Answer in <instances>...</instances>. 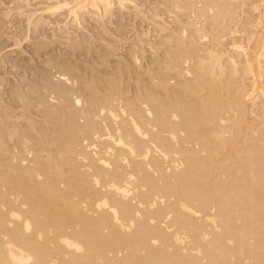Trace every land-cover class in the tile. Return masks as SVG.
<instances>
[{
  "label": "bare ground",
  "instance_id": "1",
  "mask_svg": "<svg viewBox=\"0 0 264 264\" xmlns=\"http://www.w3.org/2000/svg\"><path fill=\"white\" fill-rule=\"evenodd\" d=\"M238 1L164 0L185 19L145 69L144 45L115 62L112 41L83 54L71 37L113 0L61 4L73 55L35 43L0 93V264H264V32L224 48Z\"/></svg>",
  "mask_w": 264,
  "mask_h": 264
},
{
  "label": "rangeland",
  "instance_id": "2",
  "mask_svg": "<svg viewBox=\"0 0 264 264\" xmlns=\"http://www.w3.org/2000/svg\"><path fill=\"white\" fill-rule=\"evenodd\" d=\"M64 1L65 0H60V1L59 0H0V26L2 27L1 29L4 34L1 37L2 41L0 43L1 44L0 45V90H1L0 93L4 92L3 95L5 94L4 95L5 98L9 95L8 93L11 91V87L17 83V78L24 72L23 70L26 67H32L34 65V62L32 61L31 52L33 50L35 43L39 41H43V40L44 41L53 40L54 49L67 52L68 54L66 55H68V57L70 55H73L71 52V49L68 48V44H69L67 43L68 38H64L63 40V37L60 35V32L58 30H55L56 26L61 27L65 23L67 24L68 27H70L68 25L70 24L69 23L70 20L65 13L66 8H63L61 4L66 5V3L68 2L70 3L72 0L65 1V4H64ZM120 1L123 2V5H124L121 8L120 6L122 5V3ZM120 1L113 0V3H116V4H114L113 9H111L112 11L111 16L107 15L106 16L107 18L104 16L103 17L105 18L103 19L104 21L101 18H98V19H101L100 20L101 22L97 20L96 18L94 19L89 18L87 20V18L89 17L88 16L89 14L88 15L85 14L88 17L83 15L84 17H86V20H83L85 19L83 18L81 21V26L83 28L82 27L80 28L82 30L80 28L79 30L76 27L72 28V32H74L72 35H75L76 33V35L78 36L71 35V37H76V40H78V42H81L80 46L81 44H83L80 47V53L85 54L84 49L82 47L91 48L92 46H95V45L96 46L100 45L102 47H105L107 46V44L113 42L116 44L118 48L115 53L116 55L113 57V60L115 62L119 60L125 61V59L127 58L126 55L129 50L133 49V45H135L134 47H136L138 50V46L140 47V45L149 46L150 43L151 44L155 42L159 43V40L160 41L164 40L163 37L166 35L164 33H168L170 28L172 30L175 27V25H177L176 23L174 24V22L172 21L173 20L172 18L176 17L178 19H183V20L185 19V15L183 11L178 12L177 10L176 12L174 9L171 11V12L174 11V13L169 14L166 11L167 3L164 2V0H124V1L120 0ZM57 2H59L61 8H59L58 12L52 16L50 14L55 12V11L53 12L52 10L56 9V7H59ZM119 3H121V5H119ZM238 3H241V4H238L239 6H237V8L238 7L239 8L236 9V11L234 12L235 14L233 16L235 17L234 18L236 20L235 22L238 21L237 26L239 28L238 29L239 32L235 34V36L233 35L229 37L228 35V36H225L224 39L222 38L221 44H223L224 48L226 49H230V47L233 45L234 46H247V47L250 46L252 48L255 42L258 40V38H260L261 34L264 32V25H263L264 23L263 21H261L264 19L263 18L264 0H239ZM138 11L140 14H138ZM176 13L178 14L177 16H176ZM27 14L28 15L34 14L35 16L42 17V18L44 17V19L47 20L48 23L46 22V24L38 28L37 31H33V29L31 28H29V30L30 29L31 30L28 31V28H27L28 26L26 22V17L28 16ZM259 20L261 23L259 22ZM98 24H100V26ZM92 26L93 28L94 27L95 28L93 29ZM161 26L168 27V30L164 32L163 34H161L160 31H158L159 30L158 28ZM26 31H28L27 35L29 36V39H26L24 41L22 40V42L17 46L14 45L15 44L14 38H16L17 36L19 37L20 34L21 36H23V34H25ZM70 32H71V29H70ZM15 34H19V35H15ZM91 35H94V36L91 37ZM60 36L61 38H59ZM95 38L97 40H95ZM250 38L252 39L250 40ZM100 39L101 40L103 39L104 41L100 42ZM58 40H60L61 42ZM84 41L85 43H82ZM87 41L88 43H86ZM1 46H2V49H1ZM147 46L144 47L146 50H148ZM78 51L76 52L78 53ZM151 53H152L151 50L150 51L148 50L146 52L145 59L142 61V65L144 66L143 69H145V66L147 65V63L152 59V57H154L152 55L153 53L152 54ZM157 53L159 54L160 51ZM7 59L8 60L11 59L23 67L19 70H13L11 69L10 65L5 62V61L8 62ZM143 76L141 77L143 79L147 77V76L145 77V75ZM259 81L263 82L262 79H260ZM244 82L246 84V88L249 89L251 86V80L247 79ZM261 86L264 89V83H261ZM16 113H18V111ZM12 121H15L16 123L18 122V124H24V121L18 118L16 119V117L12 119ZM27 135H30V134H27ZM15 142L16 141L13 138L9 140L7 144L12 149L15 147ZM53 148L55 147L53 146ZM13 152H16V149H14ZM53 152H54V149H53ZM28 158L31 159V156H28Z\"/></svg>",
  "mask_w": 264,
  "mask_h": 264
}]
</instances>
